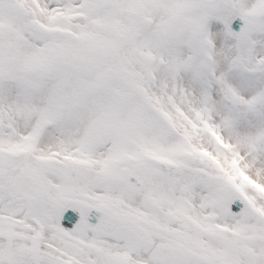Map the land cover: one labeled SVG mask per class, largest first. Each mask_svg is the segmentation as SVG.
Masks as SVG:
<instances>
[{
	"label": "snow or ice",
	"instance_id": "6c2138e0",
	"mask_svg": "<svg viewBox=\"0 0 264 264\" xmlns=\"http://www.w3.org/2000/svg\"><path fill=\"white\" fill-rule=\"evenodd\" d=\"M0 264H264V0H0Z\"/></svg>",
	"mask_w": 264,
	"mask_h": 264
}]
</instances>
